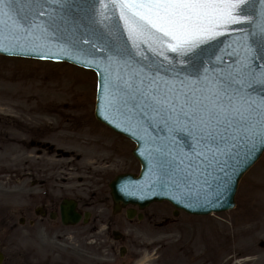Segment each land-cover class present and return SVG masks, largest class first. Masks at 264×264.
<instances>
[{
    "label": "snow or ice",
    "instance_id": "1",
    "mask_svg": "<svg viewBox=\"0 0 264 264\" xmlns=\"http://www.w3.org/2000/svg\"><path fill=\"white\" fill-rule=\"evenodd\" d=\"M0 51L95 66L147 160L129 194L214 207L264 150V0H0Z\"/></svg>",
    "mask_w": 264,
    "mask_h": 264
},
{
    "label": "rangeland",
    "instance_id": "2",
    "mask_svg": "<svg viewBox=\"0 0 264 264\" xmlns=\"http://www.w3.org/2000/svg\"><path fill=\"white\" fill-rule=\"evenodd\" d=\"M95 92L90 71L0 57L1 229L2 214L6 220L17 216L28 198H70L90 213L92 227L106 225L125 237L127 255L119 262L113 239L99 231L90 237L89 228L72 230L78 236L73 255L82 264H264V153L239 182L230 212L174 217L163 202L144 209L140 221H127L112 214L108 184L139 171L131 154L135 146L95 121ZM1 229L4 264H14L8 242L15 240ZM79 235L94 243L86 246Z\"/></svg>",
    "mask_w": 264,
    "mask_h": 264
},
{
    "label": "flooded vegetation",
    "instance_id": "3",
    "mask_svg": "<svg viewBox=\"0 0 264 264\" xmlns=\"http://www.w3.org/2000/svg\"><path fill=\"white\" fill-rule=\"evenodd\" d=\"M49 199V200H48ZM25 205L15 211L17 216L8 218L2 214V229L8 233V238L15 240L12 246L8 242L10 250L13 251L15 258L14 264H82L77 258H74L72 251V240L78 241L74 229L85 228L88 235L92 236L94 231L100 233L105 238H111L115 243L119 244V249L124 248L123 243L125 237L122 233L109 232L108 226L100 225L96 228L89 224V219L86 223L81 222L77 226L64 227L59 216V202L49 197H40L34 202L32 198L27 199ZM78 208L81 204L78 203ZM79 210H81L79 208ZM1 229V227H0ZM1 229V230H2ZM70 230L71 234H64L63 231ZM87 236H80V242L91 246L94 240ZM22 246V247H20ZM260 251L264 254V241L260 244ZM4 253L6 252L0 247ZM120 254V251H119ZM126 249L124 248L123 256L125 258ZM229 259H233L230 257Z\"/></svg>",
    "mask_w": 264,
    "mask_h": 264
},
{
    "label": "water",
    "instance_id": "4",
    "mask_svg": "<svg viewBox=\"0 0 264 264\" xmlns=\"http://www.w3.org/2000/svg\"><path fill=\"white\" fill-rule=\"evenodd\" d=\"M82 47L87 48L88 45H82ZM0 55L3 56H9V57H19V58H25V59H35L40 61H52V62H66L70 63L85 69H90L96 72L97 78H98V85H99V74L93 65L92 67L85 66L84 64L78 62L77 59H69L67 56H61L59 59L54 58H48V59H41L39 56L34 54H20V53H14V52H6V51H0ZM94 116L97 121L100 123L106 125L116 133L120 135H124L130 139H132L136 144L137 148L133 151L134 157L139 161L141 165V172L138 177H135L133 175H120L118 176L111 184L109 185L111 189V197L113 202L116 204L118 202H121L124 206L131 204L136 205L139 207V209H143L147 207L149 204L153 202H162V201H168L171 203L176 209L182 210L190 215H197V216H203L208 215L210 213H220L225 212L228 210H231L234 207V195L237 189V184L240 178L244 175V173L259 159L261 154L264 152V150L259 151L256 153V158L252 160L249 165L245 168H243L240 171V174L233 177V184L232 189L230 192L226 193L224 196L220 197L218 201H216L214 207H201V206H195V207H186L184 203H178L176 200L172 199L168 195L164 194H158V193H135V194H129L124 189L125 188H135L138 186H141L145 183L147 176V160L145 158V155L142 152V149L140 145L137 142L136 137L132 134L131 131L127 130L126 128L117 127L116 122H110L108 119H105L104 115L101 114L99 108H98V86H97V95H96V104H95V112ZM74 204H69L67 202H64L61 205V216H62V222L66 225H74L78 222L80 216L74 213ZM132 215L128 214V218H131ZM3 257L0 253V264L2 263Z\"/></svg>",
    "mask_w": 264,
    "mask_h": 264
}]
</instances>
